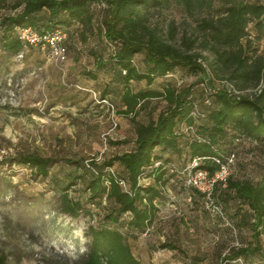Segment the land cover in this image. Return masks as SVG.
Listing matches in <instances>:
<instances>
[{"label": "rangeland", "instance_id": "374dc122", "mask_svg": "<svg viewBox=\"0 0 264 264\" xmlns=\"http://www.w3.org/2000/svg\"><path fill=\"white\" fill-rule=\"evenodd\" d=\"M0 1V18L22 9L17 6L20 0ZM223 3L224 0H214L215 6ZM106 7L104 3L93 6L94 28L87 30V41L80 37L84 27L75 23L74 38L63 61H56L46 47L29 49L23 60L0 49V255H5L6 264H77L89 250L90 227L99 225L105 213L103 207L110 202L104 199L102 206L86 203L79 216L74 217L62 208L63 188L74 175H85L75 178L76 184L69 189L71 197L85 202L84 188L89 176L86 164L102 163L131 150L136 137L132 117L148 122L167 107L163 97H155L147 100L145 108L127 111L120 97L125 88L113 80V47L98 33ZM208 13L204 8L193 17L173 0L158 5L147 15L151 24H159L165 30L174 23L180 39L184 32L197 35L196 18ZM248 31L253 46L264 53V32L254 23ZM91 49L103 56L107 63L103 68L95 64ZM197 50L202 51L200 47ZM202 53L207 56V60H202L206 72L194 74L179 68L172 75L157 77L149 88L163 91L169 84L181 89L202 79L204 88L217 91L231 89L251 94L261 88L262 85H234L227 80L225 71L210 65L214 56L206 50ZM143 58V54L135 58L141 68ZM131 88L137 91L148 85L146 81H132ZM114 122L118 123L116 128ZM202 122L197 121L196 125ZM240 142L232 174L259 180L264 172V145ZM29 153L51 157L53 163L47 177L15 160ZM188 161V154L172 156L180 171ZM113 169L122 172L118 164ZM180 177L185 179L184 172L166 184L167 197L159 203L160 211L149 232L129 236L131 249L143 264H222L221 259L232 246L252 240V232L237 225L233 216L236 201L223 202L222 206L215 198L222 215L205 198L192 199ZM151 181L146 177L144 183ZM164 242L178 248H162ZM231 264L262 263L258 259H238Z\"/></svg>", "mask_w": 264, "mask_h": 264}, {"label": "trees", "instance_id": "16d2710c", "mask_svg": "<svg viewBox=\"0 0 264 264\" xmlns=\"http://www.w3.org/2000/svg\"><path fill=\"white\" fill-rule=\"evenodd\" d=\"M170 1L173 0H20L17 2L22 7L20 11L0 18V49L17 54L22 46L17 28L29 25L42 33L66 32L63 44L68 52L75 23L82 24L80 37L87 41V30L94 28L93 6L104 3L107 7L98 33L113 47L110 60L113 80L125 88L120 97L127 111L145 108L150 98L163 97L167 101V107L148 122L132 117L136 137L131 150L102 163L86 164L89 176L84 188L85 202L69 194L76 184L75 178L85 175H74L63 188L62 208L74 217L79 216L86 203L102 206L104 199L110 202L103 207L105 213L99 225L90 227L89 250L77 264H143L134 255L128 238L146 234L150 229L160 211L159 203L167 197L164 188L175 175L185 174L194 158L202 159L199 168L214 173L220 165L213 159L218 157L225 162L232 154L238 157L240 141L264 145V53L253 46L248 31L254 23L264 32V1L224 0L215 6L214 0H174L193 17L204 8L209 10L207 15L196 18L198 34L184 32L180 39L174 23L165 30L159 24H151L147 15ZM198 47L214 56L210 65L225 71L227 80L234 85H262L261 88L234 96L226 89L206 91L203 79L181 89L169 84L163 91L149 88L157 77L172 75L179 68H187L194 74L206 72L202 60H207V56ZM89 51L99 68L107 64L96 50ZM138 54L144 55L143 68L135 62ZM88 74L96 78V74L90 71ZM132 81H146L148 88L133 91ZM107 93L108 90L104 91V96ZM196 106L201 115L194 118L192 111ZM197 121L203 122L196 125ZM183 123L194 125L197 135L185 131ZM182 154H188L189 161L180 171L172 156ZM15 160L35 168L42 177L49 175L53 163L51 157L30 153ZM116 164L122 172L113 169ZM146 177L152 181L144 183ZM183 185L192 199L205 198L196 188L186 186L185 179ZM215 198L222 206L223 202L236 201L233 216L237 225L252 232V240L239 247L232 246L221 259L222 264L238 259L247 262L258 259L264 264V172L259 180L231 173L226 186L217 185ZM160 246L178 248L170 242ZM0 264H6L5 255H0Z\"/></svg>", "mask_w": 264, "mask_h": 264}, {"label": "built area", "instance_id": "2783aa9c", "mask_svg": "<svg viewBox=\"0 0 264 264\" xmlns=\"http://www.w3.org/2000/svg\"><path fill=\"white\" fill-rule=\"evenodd\" d=\"M17 32L21 41V48L17 52L16 57L18 60H23L25 58L26 52L31 48H47L49 49L52 57L55 58L56 61H63L67 56V49L64 46V40L67 38V33L64 31H55L52 33H42L39 30L35 29L33 26H21L17 28ZM204 86V85H203ZM206 91L217 92V90L212 88L205 87ZM228 92L231 95L239 96L241 95V91L228 89ZM209 100L207 99L206 102ZM105 102H108L105 100ZM113 107V105H112ZM201 115L199 108L196 106L192 111V116L197 118ZM118 126L117 122H114V128ZM182 128L185 131L196 134L194 125H188L187 123L182 124ZM197 135V134H196ZM201 140V137H197ZM220 167L214 172L211 173L208 169L199 168V165L202 163L201 158H194L190 165L186 168L185 173V185L189 187L196 188L199 192H201L207 204L211 203L214 210L220 212L223 215L222 207L217 205L215 202V191L217 185L220 183L223 186L227 185L228 178L232 173V166L235 164L237 160V156L232 154L227 157L225 162L222 161L221 158L215 157L213 159ZM157 165L160 162L156 163ZM125 185L124 182H122ZM165 192H167L166 188ZM150 230V229H149ZM147 231V233L149 232ZM146 233V234H147ZM107 264V262H105Z\"/></svg>", "mask_w": 264, "mask_h": 264}]
</instances>
